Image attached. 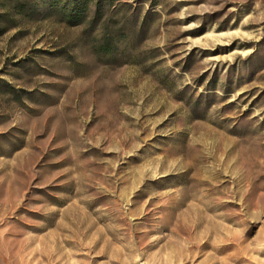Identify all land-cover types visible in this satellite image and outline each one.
<instances>
[{
    "label": "rangeland",
    "instance_id": "1",
    "mask_svg": "<svg viewBox=\"0 0 264 264\" xmlns=\"http://www.w3.org/2000/svg\"><path fill=\"white\" fill-rule=\"evenodd\" d=\"M0 264H264V0H0Z\"/></svg>",
    "mask_w": 264,
    "mask_h": 264
},
{
    "label": "trees",
    "instance_id": "2",
    "mask_svg": "<svg viewBox=\"0 0 264 264\" xmlns=\"http://www.w3.org/2000/svg\"><path fill=\"white\" fill-rule=\"evenodd\" d=\"M14 1H18V2H20L21 0H14ZM16 6H19V3L16 5ZM24 6V5H23ZM22 6V8H21V11H23L24 9H26L25 7H23ZM29 12H30V14H32L33 13V9H29ZM25 13H28V11H25ZM79 14V15H78ZM78 14H75V9L74 10H72L71 9V11H69V13H66L63 17H65L64 18V20L66 21V22H68V23H72V22H74V21H78V20H80L81 19V17H80V13H78ZM75 25H78V24H80L79 22H77V23H74Z\"/></svg>",
    "mask_w": 264,
    "mask_h": 264
}]
</instances>
